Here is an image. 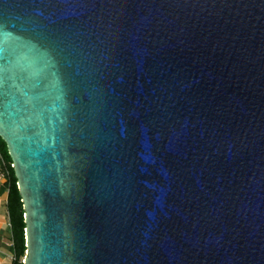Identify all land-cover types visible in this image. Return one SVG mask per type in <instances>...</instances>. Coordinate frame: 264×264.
I'll return each mask as SVG.
<instances>
[{"label": "water", "instance_id": "water-1", "mask_svg": "<svg viewBox=\"0 0 264 264\" xmlns=\"http://www.w3.org/2000/svg\"><path fill=\"white\" fill-rule=\"evenodd\" d=\"M0 137L24 264H264V0H0Z\"/></svg>", "mask_w": 264, "mask_h": 264}, {"label": "trees", "instance_id": "trees-1", "mask_svg": "<svg viewBox=\"0 0 264 264\" xmlns=\"http://www.w3.org/2000/svg\"><path fill=\"white\" fill-rule=\"evenodd\" d=\"M0 152L3 159V172L7 180L6 188L9 190V212L13 235V264H24L28 251L25 204L18 186L19 181L15 169L13 168V159L10 156L6 142L1 137Z\"/></svg>", "mask_w": 264, "mask_h": 264}, {"label": "crops", "instance_id": "crops-1", "mask_svg": "<svg viewBox=\"0 0 264 264\" xmlns=\"http://www.w3.org/2000/svg\"><path fill=\"white\" fill-rule=\"evenodd\" d=\"M6 181L0 152V264H13V235L9 212V190L6 188Z\"/></svg>", "mask_w": 264, "mask_h": 264}]
</instances>
